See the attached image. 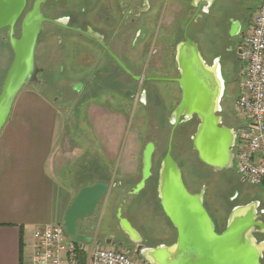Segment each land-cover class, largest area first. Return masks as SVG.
I'll return each instance as SVG.
<instances>
[{"label":"flooded vegetation","instance_id":"af4514ba","mask_svg":"<svg viewBox=\"0 0 264 264\" xmlns=\"http://www.w3.org/2000/svg\"><path fill=\"white\" fill-rule=\"evenodd\" d=\"M159 1L0 0V97L8 73L16 59L14 45L23 40L25 33H39L36 62L41 70L38 74V82L42 83V85L34 83L24 87L18 97L26 88L34 87L37 90L36 92L49 101V95L53 89H56L59 98H54L53 103L50 102L57 106L56 103L60 97L64 102H69L68 91L60 90L55 86L59 78H66V68L70 71L69 64L72 61V57L69 56V49L81 45H86L89 48L92 46L95 48V57L97 58L95 69L82 70L81 86L78 87L79 84H77L71 89L75 95L80 96H78V103L82 100V109L86 114V110H88L90 105V97H95L96 106L99 110L109 106L112 109L111 112L116 113V115L122 114L123 117L136 113L145 114L147 119L149 118V121H151L153 132L157 133L156 136L159 137V140L169 132L167 148L163 153H158V150L160 149L159 147L166 144L164 141H159L156 138L149 143L154 146L152 177L145 189L135 196H133V191L131 193L132 197L128 201L123 200L115 213L117 225L114 231L116 234H113L111 242L115 246L123 247L138 260H143L140 258V254L144 251L155 249L161 245L172 246L177 241V231L166 217L161 203H159L157 210L160 211L167 226L172 229L167 241L162 242L159 239L162 232L167 229L163 223L157 222L158 225H155L153 223L154 220L151 219L146 224H140L132 216L135 215L134 213L139 208L145 206L144 204L146 203L141 202V199L147 198L146 200H149L151 197L149 193L150 183L155 181V179H157L158 183L161 163L169 152L170 145L172 148L171 155L180 168L181 165L176 158L175 152H183L187 142L191 143L196 160H199L198 154L193 148L192 140L200 124L199 119L197 116H193L188 121H185V117H182L177 124L173 121V114L179 108L183 97L182 88L178 83L181 78L177 62L178 45L186 42L187 39L196 42L202 58L207 65H210V50L202 43V34L206 27L207 18L212 12L211 4L213 0H198V4L195 7L191 3L188 13L189 20L182 30L181 41L175 44L174 47L170 45V48H166L167 51H173L171 58L154 60L147 57V51L153 47L149 42L152 33L150 21ZM158 15L159 12L157 11L154 17L157 18ZM246 28L245 25L244 27L240 25L238 35L234 36L238 38L239 46L246 35ZM220 33L223 34V39L217 43L218 46L233 37L229 32L227 34L226 30ZM139 45L145 47L144 50L146 52L143 53L145 55L142 57L135 58L132 52ZM218 46L216 51L212 48L211 55H217V58L213 57L214 59L212 60L214 63L216 59H220L222 75L226 82L225 97L221 101L222 111L218 116L222 118V127L236 132L239 120L235 112L233 114L225 106L228 94L227 66L222 61L221 55H218ZM41 51L46 53V60L44 59V61L43 59L41 60ZM18 97L13 104L7 123L11 118ZM85 119L87 121L88 118L86 117ZM86 123H89V120ZM176 141L179 145L176 144ZM233 153L235 154V148ZM212 172L214 171L212 170ZM223 173L225 172L218 174ZM182 174L188 191L193 195L200 194L196 193L191 187L183 170ZM207 194L206 191L205 207L216 225L217 233L221 234L226 230L228 218L232 211L240 206L234 207L228 215L226 224L223 225L219 214L212 211L206 198ZM241 206H244V204ZM119 211H121V218L126 219L136 231L135 239L140 242L138 245L133 244L130 237L121 229L118 218ZM258 222L264 223V210L260 208ZM257 238L260 241H264V236L257 235ZM144 262L149 264L146 261Z\"/></svg>","mask_w":264,"mask_h":264},{"label":"water","instance_id":"95a60500","mask_svg":"<svg viewBox=\"0 0 264 264\" xmlns=\"http://www.w3.org/2000/svg\"><path fill=\"white\" fill-rule=\"evenodd\" d=\"M240 24H233L231 36H237ZM38 34L25 33L20 43L14 45L16 59L12 65L0 97V134L7 123L13 104L24 87L34 83L40 86V69L36 62ZM177 62L181 72L178 80L183 97L179 108L173 114L177 124L182 117L185 121L193 116L199 119V126L193 137V148L199 160L215 173L234 169V153L237 134L222 127L221 101L225 97L226 82L222 75L220 59L207 65L196 42L188 40L177 47ZM169 152L161 163L158 179V197L162 209L177 231V241L172 246L161 245L140 254L149 264H262L264 262V223L258 222V203L235 208L230 214L226 230L219 234L216 225L205 207V193L191 194L183 180L181 168ZM154 146L149 144L143 161L142 180L133 196L145 189L152 177V155ZM111 186L96 185L80 192L71 211L85 203L82 215L91 214L102 196L110 193ZM120 226L133 244L136 231L126 219L121 218ZM79 216V217H82ZM72 234V225L67 221Z\"/></svg>","mask_w":264,"mask_h":264},{"label":"rangeland","instance_id":"374dc122","mask_svg":"<svg viewBox=\"0 0 264 264\" xmlns=\"http://www.w3.org/2000/svg\"><path fill=\"white\" fill-rule=\"evenodd\" d=\"M173 1L174 2L172 4L171 10V15L173 16L172 19H163L161 13H159L157 18L154 17L155 14H157L158 7L155 8V13H152V18L150 21L152 33L149 42L153 47H151V50H148L146 53L147 57L151 59L160 60L163 58H171L170 56L173 51L170 49V51H167L166 48H170V45L171 47H174L175 44L181 41L182 30L189 20L188 13L191 3L192 5L194 4L193 7L198 4V0ZM156 5L158 6L159 3ZM258 6V0H213L211 4L212 12L208 16L206 23L207 35L211 37L212 41L215 39V42L219 39H223V34L220 32L226 30L227 34L228 32L230 33L232 26L235 23L240 24L243 27L245 25L247 30L257 11ZM171 22L173 23V25L171 24V32L173 33L162 34L161 32L159 34V31H161L160 28L163 32H165V25H169ZM203 38L204 37H202V43L205 47H207ZM218 47V55H221L220 57H222V61L225 62L224 64L227 66L226 72L228 94L226 98L227 100L225 101V106L234 114V103L239 96L240 79L243 71V65L240 62L238 55L239 40L238 38L232 37L230 40L228 39L225 40V42H222ZM144 48L145 47H142V45L137 46L132 52L133 57L137 58L145 55L143 54L146 52ZM69 50V56L72 57V61L69 64L70 71L67 70L68 68H66V78H59L55 85L60 90L68 91L67 96L70 97L69 102H64L60 97L56 103V107H58L61 112L60 122L64 125L65 137L70 141H73L81 149L85 148V150L88 151L87 154L89 156L91 155L90 150L93 144H95L94 137H97V140L100 141V145L101 143L104 145L103 151L105 154H111V150L108 149V144L112 142L116 144V146L117 144L119 145V157H121L126 150H129V153L135 155L140 161L139 176L131 184L120 185L119 178L115 177V168L114 170L107 169L104 172L106 176L111 175L109 178L112 185V191L103 198L102 202L98 205L95 212L89 218L88 233L96 237L102 243H105L104 238L107 235L111 233L116 234L114 230L116 229L117 225V221L115 220V213L117 209L123 200L128 201V199L132 197L131 193L136 190L138 184L142 180L143 156L145 154L147 145L152 142L153 139L157 138V140H159V137L156 136V132H153L151 121H149V118L147 119L146 115L143 113H136L123 117L122 114L116 115V113L111 112L112 109L109 106L99 110L96 105L92 104L89 105V109L86 110V114V112L82 109V100L80 103H78L79 95H75L71 89L77 84H79L78 87L81 86L80 83H82V70L95 69L97 59L95 57V48L92 46L89 48L86 45H81L79 47H72ZM209 55V63L212 65L214 54L211 55V52H209ZM42 59L43 61L44 59L46 60V53L41 51V60ZM30 90L37 91L34 87H28L24 91ZM57 97L59 98V94L56 92V89H53L48 100L53 103L54 98L56 99ZM92 108L94 110H91ZM33 112V118L30 121L33 123L40 122L41 120L38 116L39 114L37 115L35 111ZM85 114L88 118L87 121L89 120V124L92 125V121H95L98 129L96 135L91 127L89 129L86 125L87 121L85 119ZM117 128H119V130H117ZM168 140L169 132L162 136L161 140H159L162 142L164 141L166 144H164L162 147H159L160 149L158 150V153H163L166 150ZM176 144L179 145L177 141ZM175 155L181 165L183 172L189 180L191 187L192 185H195V182L198 186H201L200 190L196 191V193H201L203 189L207 191L208 194L206 198L209 201L212 211L219 214L220 218L222 219V223L224 219L228 218L229 215L228 212L222 210L224 208L222 205L224 203L222 199L223 196L226 195V192H228L227 197L230 199V201L236 202V206H241L242 204L246 206L250 203H258L260 205V209L264 210V186H250L243 181L241 175H239L235 169L226 171L220 175L218 173H214L209 176V178L204 177L198 179L194 171H192L190 168L193 162L197 161L190 142H187L183 152L177 151V153L175 152ZM149 190L151 197L147 202H145V206L139 208L138 211L134 213L135 215L132 216L135 217V221L140 224H146L151 219L154 220L153 223L155 225H158V223H163L167 229L162 232L159 239L162 240V242L167 241L172 229L167 226V223L164 222V218L160 214V211L157 210L158 202L155 196V189L150 188ZM84 209L85 203H81L78 207L71 211V218L76 219L81 216L84 212ZM233 209L234 208H232L230 212ZM117 249L121 248L117 247ZM129 254L131 257H133L132 253Z\"/></svg>","mask_w":264,"mask_h":264},{"label":"crops","instance_id":"0c3cea01","mask_svg":"<svg viewBox=\"0 0 264 264\" xmlns=\"http://www.w3.org/2000/svg\"><path fill=\"white\" fill-rule=\"evenodd\" d=\"M173 2L159 1L163 19H172ZM171 24L165 25V32L160 28L159 34H172ZM90 98V105H97L96 98ZM33 111L39 114L40 122L30 121ZM60 114L38 92L23 91L0 136V264H28L34 254V231L49 225L63 226L70 240L85 246L118 247L111 242L113 233L104 238L105 243L88 233L89 218L105 196L99 198L91 214L73 222L68 214L85 188L100 184L112 187L106 182L111 176L104 174L107 169L115 168L120 185L133 183L140 173V161L129 150L119 157V145L112 142L108 144L111 154H105L97 137L89 156L85 148L65 137ZM92 122L86 125L96 135L98 129ZM68 220L72 234L67 229Z\"/></svg>","mask_w":264,"mask_h":264},{"label":"built area","instance_id":"2783aa9c","mask_svg":"<svg viewBox=\"0 0 264 264\" xmlns=\"http://www.w3.org/2000/svg\"><path fill=\"white\" fill-rule=\"evenodd\" d=\"M249 24L239 46L243 65L239 96L234 112L239 120L234 154V169L250 186H264V0ZM34 254L28 264H146L120 247L85 246L70 240L61 225L34 231Z\"/></svg>","mask_w":264,"mask_h":264},{"label":"trees","instance_id":"16d2710c","mask_svg":"<svg viewBox=\"0 0 264 264\" xmlns=\"http://www.w3.org/2000/svg\"><path fill=\"white\" fill-rule=\"evenodd\" d=\"M207 27L204 28L203 30V34H202V37H204L203 39L205 40V43L207 45V48L210 50V52H212V48L216 51V48H217V43L219 41H221V39H219L218 41L215 42V39L214 41H212L211 37L207 35ZM214 58H217V55L213 56ZM191 170L194 171L196 177L199 179V178H209V176H211L212 174H214V172H212V170L210 168H208L207 166H205L203 163H201L199 160H197V162H193V164L190 166ZM107 183H110V180H107L106 181ZM157 179H155V181H151L150 185L151 187L150 188H154L155 189V196H156V199H157V204L159 206V198H158V192H157ZM192 187H194L193 189L195 191H198L200 190V187L201 186H198L197 183L195 182V185H192ZM227 194L228 192H226V195L223 196V209L225 212H228V214L230 213V210L232 208H234L236 206V202H231L230 199L227 197ZM144 195V194H143ZM143 198V197H142ZM147 199V198H146ZM146 199H141V202H147L148 200ZM211 207V206H210ZM227 214V215H228ZM226 220L227 219H224L223 221V225L226 224ZM86 262V257L84 254L81 255L80 257V264H85Z\"/></svg>","mask_w":264,"mask_h":264}]
</instances>
